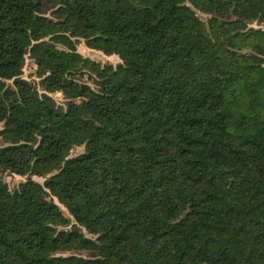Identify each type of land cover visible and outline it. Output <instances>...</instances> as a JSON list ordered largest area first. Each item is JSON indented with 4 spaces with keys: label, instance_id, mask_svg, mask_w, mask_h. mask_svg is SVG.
Segmentation results:
<instances>
[{
    "label": "trees",
    "instance_id": "trees-1",
    "mask_svg": "<svg viewBox=\"0 0 264 264\" xmlns=\"http://www.w3.org/2000/svg\"><path fill=\"white\" fill-rule=\"evenodd\" d=\"M262 25L264 0H0V173L27 176L0 178V264H264Z\"/></svg>",
    "mask_w": 264,
    "mask_h": 264
},
{
    "label": "rangeland",
    "instance_id": "rangeland-1",
    "mask_svg": "<svg viewBox=\"0 0 264 264\" xmlns=\"http://www.w3.org/2000/svg\"><path fill=\"white\" fill-rule=\"evenodd\" d=\"M45 14L48 16H53V10L51 8H48L46 9ZM199 15L202 18H206V15L202 14L201 12H199ZM253 26L259 27L257 23H254ZM262 26L264 27V25ZM76 44L79 52H81L84 56L89 57L96 62H99L102 65L113 64L114 66H117L121 62L120 58L117 55H106L101 51L90 49L85 45V40L82 38L77 40ZM36 72H37V65L29 56H27L23 68V77L28 79L30 82H32L39 93L45 92L44 87L42 85V79L38 77ZM51 95L56 99L58 103H65V99L62 93L57 92V93H52ZM83 151H84L83 147H75L71 151V156L80 154ZM0 178L5 182H7L8 186L13 190L17 188L22 181H25L27 179V176H19L9 172H5V173L2 172L0 173ZM33 179L40 182L44 181L43 178L36 176H34ZM75 253L86 254L85 252H75Z\"/></svg>",
    "mask_w": 264,
    "mask_h": 264
}]
</instances>
